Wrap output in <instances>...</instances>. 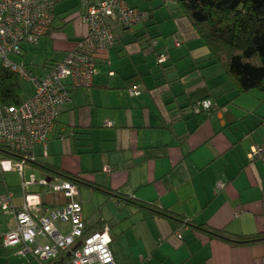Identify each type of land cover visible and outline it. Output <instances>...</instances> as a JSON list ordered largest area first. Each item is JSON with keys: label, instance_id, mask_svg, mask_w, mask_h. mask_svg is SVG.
Instances as JSON below:
<instances>
[{"label": "crops", "instance_id": "1", "mask_svg": "<svg viewBox=\"0 0 264 264\" xmlns=\"http://www.w3.org/2000/svg\"><path fill=\"white\" fill-rule=\"evenodd\" d=\"M136 3L135 0L133 4L128 1L130 7L138 8ZM162 7L165 6L162 4L156 10L149 8L154 13L150 32L157 35L156 39L162 38L163 34L159 30L162 24H158ZM87 8L81 0H63L57 4L50 34L42 40L47 45L53 40L57 57L45 63L54 65L63 61L76 43L88 34L87 25L81 22ZM176 13L180 19L176 18ZM168 15L174 19L175 29L169 37L156 42L158 52L153 50V54L146 53L151 48L149 44L137 41L141 32H126L124 28L120 31V26L111 22L117 42L114 48L100 54L93 87L72 93L73 104L62 111L46 148L37 146L48 159V144L52 146V140L56 138L62 141L67 127H71L61 121L62 117L80 114L81 107L90 105L107 115L112 113L113 121L108 119L103 127L115 134L111 146L115 158L106 160L107 165L102 167L109 177L104 181L96 177L95 181L108 182L109 188L128 199L159 206L185 220L184 224L175 227L147 210L110 198L117 206V212H129L127 216L113 215L115 221L123 223L134 214L143 215L138 235L132 238L124 232L113 235L111 224L105 226L113 240L117 264H264V244L233 248L194 228L208 226L234 235L264 233V155L251 157L254 149L264 150V91L238 95L234 84L222 67L214 63L186 18L173 9ZM129 33H133L134 38L126 41ZM178 33L182 39L179 46L171 39ZM31 52L32 48L24 47V54L17 62H24L31 73L44 77L49 70L45 63L43 67L35 66L34 71V67L25 62L24 58ZM158 54L167 57L165 65L170 66V71L158 67ZM111 72L113 76L109 75ZM118 87L127 96L115 91ZM133 88L140 90L139 96L129 94V89ZM109 91L120 97L115 93H110V98L100 97L99 94ZM89 92L91 96H88ZM119 99L121 102L117 104ZM202 99H211L216 109L201 123L192 106ZM101 101L108 104H100ZM36 147L34 154L41 161L43 157L35 153ZM28 166L31 173L24 169L22 194L11 191L13 184L6 178V172L0 175V196L10 193L16 205L21 206L23 183L30 182L33 177L35 187L29 185L26 191L39 195L45 209L65 205V199L37 190L40 180L36 176L49 177L32 164ZM105 167L111 173L105 172ZM61 168L74 176L88 177L83 174L85 172L76 174ZM124 186L130 190L126 191ZM77 200L82 204L81 199ZM82 208L87 226L98 227L100 221L90 224L84 215L83 204ZM13 225L10 213H0V264L39 263L30 255L21 257L3 247V235ZM57 227L65 234L70 228L60 224Z\"/></svg>", "mask_w": 264, "mask_h": 264}, {"label": "built area", "instance_id": "2", "mask_svg": "<svg viewBox=\"0 0 264 264\" xmlns=\"http://www.w3.org/2000/svg\"><path fill=\"white\" fill-rule=\"evenodd\" d=\"M60 0H0V58L3 68L32 82L34 95L20 106L0 108V150L22 153L34 160L37 145H46L62 111L73 104L72 93L88 90L94 85L100 54L114 48L115 35L111 22L124 29H132L146 21L147 13L129 6L127 0H81L92 3L81 22L88 34L78 41L66 58L40 78L32 74L23 63L11 60L20 57L24 46H36L47 36L54 21V7ZM168 2L170 0H164ZM156 43H154L155 45ZM180 45V41H176ZM162 54H158L161 62ZM113 76L114 73H109ZM138 88L130 89L131 96H139ZM213 103L204 100L195 109H211ZM264 155L254 149L251 157ZM24 161L6 159L0 151V175L6 172H24ZM104 171L111 173L105 167ZM23 183L22 205H16L10 193L0 196V213L13 216L14 225L2 238L5 249L18 256H32L41 264H117L112 250L113 240L108 230L85 234L83 208L76 200L77 187L69 181L57 179L43 183L44 193L58 195L68 204L45 209L39 195H32ZM69 225L63 233L57 225ZM81 243L80 247L75 246ZM68 253H71L68 255ZM66 256L69 259H65Z\"/></svg>", "mask_w": 264, "mask_h": 264}, {"label": "trees", "instance_id": "3", "mask_svg": "<svg viewBox=\"0 0 264 264\" xmlns=\"http://www.w3.org/2000/svg\"><path fill=\"white\" fill-rule=\"evenodd\" d=\"M61 1L63 0L57 1L55 4L54 16L55 8ZM170 2H174L176 5L173 10L179 12L189 22L198 38L209 50L214 63L222 67L224 73L234 84L238 95L247 94L252 91H264V0H170L168 2L163 0V6H168ZM85 4H87V9L92 5L91 2ZM136 9L147 13L148 17L146 21L138 24L136 26L138 28L133 27L132 29L124 30L126 32H134V30L135 33L141 32V36H137V41L148 43L153 50L158 52L155 47L157 45V35L150 32V27L152 26L151 22L154 19L152 9L142 10L139 7ZM49 32L48 34H50ZM154 43L156 44L154 45ZM24 47L27 46L25 45ZM28 47L33 48L31 46ZM167 61L168 60L163 64L160 62L158 67L162 70L169 69L167 71H170V66L165 65ZM57 64L58 63L50 65L48 62L45 63V65L49 67L47 73ZM20 81L21 79L19 76L2 67L0 71V108L18 107L26 101L22 99ZM204 100H210L213 103L211 109L200 110L197 113L195 109L196 104ZM215 109V103L211 99L199 100L192 106L193 113L200 118L201 123L210 117ZM0 151L6 159H13L18 162L24 161V165L32 164L35 168L41 170L49 177V179H46L47 182L63 179L74 184L79 191L83 186L97 193L107 195L109 197L108 199L116 198L119 203L124 201L133 204L141 210H147L149 213H152L153 216L165 219L175 227L185 223V220L180 216H175L159 206L133 201L134 199H128L127 196L125 197L120 193H116L103 184L88 180V177L74 176L63 170L60 166H55L49 162L43 163L39 161L35 154L34 160H31L30 158L26 159L22 153L11 152L7 149ZM46 195L53 196V194ZM54 196L60 197L58 195ZM66 204H68V201L65 205ZM98 223V227L93 226L89 228L85 221V234L104 230L109 231L108 227H105L110 224L109 222L104 223L100 221ZM194 228L203 232L209 238L226 243L233 248L264 244V233L234 235L227 230L213 229L208 226H196ZM65 259H69L66 254Z\"/></svg>", "mask_w": 264, "mask_h": 264}, {"label": "rangeland", "instance_id": "4", "mask_svg": "<svg viewBox=\"0 0 264 264\" xmlns=\"http://www.w3.org/2000/svg\"><path fill=\"white\" fill-rule=\"evenodd\" d=\"M128 1L131 4L134 3V0H128ZM135 2H137L136 4H138L139 8H142V10L149 9V8H153L156 10L163 4V0H135ZM175 6L176 5L174 4V2H170L168 6H165L159 9L160 11H159L158 16H159V20L161 21H159L158 24L159 25L162 24V26H160V29H159L163 33L160 36L162 38L169 37L171 35L170 33L175 29V21L174 19H171V16L168 15L169 11H172V9ZM176 15H177L176 18L180 19V17H178L179 14L176 13ZM177 19L176 21H178ZM119 26H120V31H121L122 26L121 25ZM165 33L169 35H165ZM132 34L133 33L127 34L125 40L131 41L134 38ZM45 37L41 38L38 44L39 46L36 45L38 46V48L36 46H31L33 47L32 52L26 55V57L24 58L27 64H30L32 65V67H34V71H35V66L43 67L42 64H44L46 60H48V62L54 61L57 57L55 56V53H54L53 40H50L49 44L47 45V43L42 41L43 39H45ZM162 38H157L156 41L159 42V39L161 40ZM171 39L173 40L172 42L173 44L174 42L178 40L179 41L182 40L180 37V33H178L177 37L175 35V37H172ZM146 45H148V43H146ZM146 53L153 54V48L152 47L149 48ZM23 54L20 57L12 56L11 60L16 62V60L18 61L23 56ZM155 55L156 54H154V57ZM151 56L152 55H147V57H151ZM157 59H158V56H157ZM166 60H167V57L162 54L161 64L165 63ZM18 63L25 64L22 61ZM148 63L151 65L150 60H148ZM25 66L29 68L28 65L25 64ZM2 67H3L2 59L0 58V71ZM46 67H48V65H46ZM20 82H21V88H22V99L28 100L34 94V85L32 84V82H29L25 79H21ZM118 89L119 90H115V91L119 92L121 96H123L122 94H125L124 91L119 87ZM110 93H115V95L120 97L118 93L113 92V91L105 92V94H99V95L100 97L104 96L105 98H110ZM91 94L92 93L89 92L88 96H91ZM120 102L121 100L119 99L117 104ZM100 104H108V102L101 101ZM80 111H81L80 114L73 115L72 113L70 116L68 114L66 117L65 116L62 117L61 121L66 125L70 124L71 127L70 128L67 127V132L65 133L62 141L60 138H56L52 140V146L48 144V148H50L48 159L44 157L43 154H41L42 148L40 146L36 147L35 153L43 157L40 159L41 161L50 162L52 164L63 167L76 174L85 172L83 174H86V176L90 177L94 181L96 180V177H98L99 180L104 181L107 177H109V175L105 174L102 171V167L107 165L106 160L108 159L112 160L115 158L114 152L111 151L112 139L115 134L108 131L107 128H104L103 124L108 119L113 121L114 118L113 116H110L112 115V113L107 115V113L101 110L100 108L97 109L96 107L94 106L92 107L90 105L81 107ZM75 125H77L78 127H75ZM61 127L63 126L61 125ZM23 169H25L26 172L31 173V170H30L31 168L29 169L28 165H26L25 168ZM30 175L31 174H29V176ZM6 178L9 179L8 180L9 183L11 182L13 184L11 187V191H15L17 192L18 195H21L22 194V186H21L22 174L19 171H15L13 173L7 172ZM36 178L40 180L39 184L36 185L37 190L41 189V192H44L45 189L42 184L45 183L46 178H44V176L42 177L36 176ZM102 184L105 186L109 185L108 182L102 183ZM30 187H35V184H30ZM126 187H127V189H125L126 191L130 190L128 186H124L123 188H126ZM77 198L81 199L83 207H84V215L86 216L90 224H93L98 220L99 221L105 220V221L110 222L112 229H113V235L117 236L120 233L123 234V232L129 238H132L138 235V229L141 225L140 222L143 216L142 214H134L131 219L126 220L123 223H119L115 221L113 215L125 214L127 216L129 212L127 210H124L122 212H117V206L114 205L111 199H108L107 195L97 193L93 190L88 189L87 187L82 186L80 188L79 194L77 195ZM122 207L125 208L123 205ZM34 264H39V263L34 261Z\"/></svg>", "mask_w": 264, "mask_h": 264}, {"label": "water", "instance_id": "5", "mask_svg": "<svg viewBox=\"0 0 264 264\" xmlns=\"http://www.w3.org/2000/svg\"><path fill=\"white\" fill-rule=\"evenodd\" d=\"M227 119V117H225V120ZM80 245H81V243H78L76 246H75V248L73 249V251L75 250V249H77L78 247H80ZM71 253H68V255H70Z\"/></svg>", "mask_w": 264, "mask_h": 264}]
</instances>
